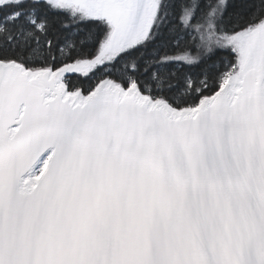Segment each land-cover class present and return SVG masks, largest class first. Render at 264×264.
<instances>
[{
    "label": "snow or ice",
    "instance_id": "6c2138e0",
    "mask_svg": "<svg viewBox=\"0 0 264 264\" xmlns=\"http://www.w3.org/2000/svg\"><path fill=\"white\" fill-rule=\"evenodd\" d=\"M0 264H264V0H0Z\"/></svg>",
    "mask_w": 264,
    "mask_h": 264
}]
</instances>
